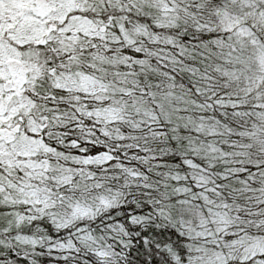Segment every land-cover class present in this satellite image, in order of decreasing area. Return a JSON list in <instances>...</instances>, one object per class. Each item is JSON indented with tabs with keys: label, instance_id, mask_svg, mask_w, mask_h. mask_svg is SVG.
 I'll use <instances>...</instances> for the list:
<instances>
[{
	"label": "snow or ice",
	"instance_id": "obj_1",
	"mask_svg": "<svg viewBox=\"0 0 264 264\" xmlns=\"http://www.w3.org/2000/svg\"><path fill=\"white\" fill-rule=\"evenodd\" d=\"M0 264H264V0H0Z\"/></svg>",
	"mask_w": 264,
	"mask_h": 264
}]
</instances>
